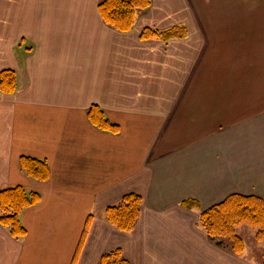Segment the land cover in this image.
<instances>
[{
  "label": "crops",
  "instance_id": "crops-1",
  "mask_svg": "<svg viewBox=\"0 0 264 264\" xmlns=\"http://www.w3.org/2000/svg\"><path fill=\"white\" fill-rule=\"evenodd\" d=\"M100 1L0 0V74L14 69L18 80L14 93L0 91V190L19 184L42 197L21 214L25 236L0 222V264H72L90 214L75 264L117 248L133 264H262L199 224L200 211L232 193L264 199L257 9L225 0L209 12L203 2L207 39L181 0H152L129 32L102 18ZM176 25L183 38H140ZM97 104L118 132L91 123ZM29 155L48 161V180L24 173ZM136 192L141 215L121 231L106 208ZM189 197L200 207H183Z\"/></svg>",
  "mask_w": 264,
  "mask_h": 264
},
{
  "label": "trees",
  "instance_id": "trees-1",
  "mask_svg": "<svg viewBox=\"0 0 264 264\" xmlns=\"http://www.w3.org/2000/svg\"><path fill=\"white\" fill-rule=\"evenodd\" d=\"M152 0H101L98 4L99 11L104 20L115 29L129 32L136 22L137 13L151 6ZM185 26L176 25L164 30L146 27L142 30L140 38L170 40L183 38L186 35ZM18 88L16 71L4 69L0 74V91L14 93ZM88 117L92 124L107 132H118L119 125L107 119L105 112L97 104L88 110ZM20 167L25 174L41 181L51 177L48 161L33 156H21ZM42 200L40 192L27 190L22 185L8 186L0 190V222L9 229L16 238L27 234V229L21 221V214L26 209L38 204ZM143 196L140 193H127L117 204L108 206L105 217L110 224L121 231H131L137 223L143 206ZM182 206L188 209L200 207L197 198H186ZM91 214L84 228V233L79 241L76 256L72 262L75 264L80 250L88 234L91 223ZM199 224L202 225L208 237L217 245L225 246L223 238L231 243V250L237 255H242L246 249L245 238L238 233L243 225H248L256 230V238L264 244V199L258 195L232 193L219 203L200 211ZM262 264H264V249L262 250ZM98 264H133L124 257L121 249L106 252L101 256Z\"/></svg>",
  "mask_w": 264,
  "mask_h": 264
},
{
  "label": "rangeland",
  "instance_id": "rangeland-1",
  "mask_svg": "<svg viewBox=\"0 0 264 264\" xmlns=\"http://www.w3.org/2000/svg\"><path fill=\"white\" fill-rule=\"evenodd\" d=\"M180 1V0H179ZM182 2H185V4H190V8H192L194 11L195 15V19H196V24L197 27H201L200 32L203 31V26L201 25V17H202V3L205 2L206 3V7L208 8L207 11L211 12V11H217V10H222V9H226L229 5H231L233 2H226L225 0H223V3L216 1V0H181ZM250 7H252L253 9H257L258 11V22H262V20L264 21V0H242V8L246 10L249 9ZM244 11V10H243ZM243 23L247 24V19L244 16L243 17ZM255 22V21H254ZM199 24V25H198ZM260 30L259 34L264 35V31L261 29V27H259ZM245 35H251V32H244ZM200 35L205 36L207 39H210V37H208V35H205V32L203 31ZM247 37V36H246ZM261 45H262V49H264V37H261ZM247 41V39H246ZM256 230H254L252 227H249L248 225H243L238 229V233L240 235H242L245 238V247H246V252L250 251L252 253H254L255 258H259L261 260L262 263V250L264 249V244L262 242H260L255 235ZM223 245H225L224 247H229L231 249V243L228 241L227 238H223L222 240Z\"/></svg>",
  "mask_w": 264,
  "mask_h": 264
}]
</instances>
